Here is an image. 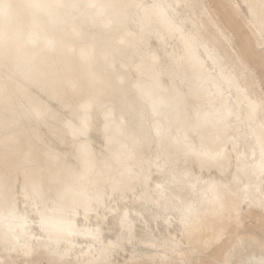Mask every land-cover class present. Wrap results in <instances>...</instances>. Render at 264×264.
Instances as JSON below:
<instances>
[{
    "label": "bare ground",
    "instance_id": "bare-ground-1",
    "mask_svg": "<svg viewBox=\"0 0 264 264\" xmlns=\"http://www.w3.org/2000/svg\"><path fill=\"white\" fill-rule=\"evenodd\" d=\"M235 1L0 0V264H264L231 237L264 216V0L243 47Z\"/></svg>",
    "mask_w": 264,
    "mask_h": 264
},
{
    "label": "rangeland",
    "instance_id": "rangeland-1",
    "mask_svg": "<svg viewBox=\"0 0 264 264\" xmlns=\"http://www.w3.org/2000/svg\"><path fill=\"white\" fill-rule=\"evenodd\" d=\"M235 1V0H234ZM238 1V2H237ZM235 3H240L237 4V6L239 7V9L243 14H244V19L241 20L236 28V44L240 47L242 46V43H244V40L247 39L248 37V30L245 28V22H250V17H249V13L246 11L245 9V5L242 2V0H236ZM240 6H242L243 9L240 8ZM248 18V19H246ZM248 20V21H246ZM255 28V27H253ZM256 29V28H255ZM261 34V33H260ZM261 36H263L261 34ZM244 49V48H243ZM264 51L263 47H258L253 51L254 55L260 54ZM257 61V76L258 79L260 81V83L262 84V88L264 89V66L261 65L260 61ZM240 234L244 237L247 238H253L255 239L257 242H245L241 248H240V256H246L251 254L252 252H256L257 254H264V216L260 215L258 211L253 210L251 213L247 212L244 214V217L241 221L240 224H238L237 226L233 227L231 230V237L232 240H234L236 238V236ZM252 251V252H251ZM217 253V251H216ZM0 258H1V254H0ZM225 258H223L224 260ZM237 257H234L232 260L236 261ZM41 264H47L46 261H42ZM193 264H211V261L208 259H205L203 261H199V262H195Z\"/></svg>",
    "mask_w": 264,
    "mask_h": 264
}]
</instances>
